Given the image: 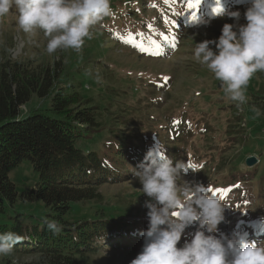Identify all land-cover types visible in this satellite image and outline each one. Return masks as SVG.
I'll list each match as a JSON object with an SVG mask.
<instances>
[{"label":"rangeland","instance_id":"rangeland-1","mask_svg":"<svg viewBox=\"0 0 264 264\" xmlns=\"http://www.w3.org/2000/svg\"><path fill=\"white\" fill-rule=\"evenodd\" d=\"M156 1L111 0L112 14L94 26L92 38L85 39L80 50L58 51L64 53L66 60L70 56L75 59L70 63L74 79L82 82L78 84L81 94L91 99L92 105H99L101 115L98 120L106 125V129L113 126L114 116L131 114L139 117L145 125L142 136L147 137V141L160 149L169 145L172 150L167 155L174 162L191 161L200 167L198 173L189 172L183 179L207 186L225 204V221L219 225V231L226 234L222 229L231 230L236 217L242 218V214H247L245 211L249 212L250 221L259 216L257 213L261 212L264 203V188H261L264 183V112L255 105L264 86V72L253 75L247 87L246 103L237 106L225 98L220 81L193 59V50L196 43L217 39L225 23H234L223 13L239 10L242 13L240 23L243 24L248 0H206L215 9L219 7L220 14L214 12L212 17L193 29L180 32L182 43L179 50L161 59L141 55L138 50L136 52L135 44H124L129 34L132 43H138L146 40L153 30L162 33L168 29L173 7L167 5V16L163 21L159 20L157 11L161 8L153 7ZM174 2L171 0L172 4ZM16 19L14 9L0 17V50L7 47L13 59L53 61L55 53L46 52L47 40L43 34H25L17 27ZM166 20L169 23H165ZM44 104L46 102L34 96L26 108L29 111ZM182 121L187 123L189 130L173 139V126L176 127L173 132L177 133ZM90 138L80 142L79 147L96 150L100 141L102 145L103 141H108L103 131ZM253 159L255 161L250 166L248 162ZM131 169L128 167L132 175ZM247 172L252 175L247 180L240 177L249 174ZM9 177L19 194L34 189L39 180L29 161L21 163ZM183 179L179 183L183 184ZM244 179L246 185L237 184ZM141 187L134 178L102 186L100 191L104 201L101 205L78 204L65 218L70 223L81 222L107 206L114 210V214L130 216L132 222L148 224L146 214L140 215L148 211L144 203L149 199L143 195ZM243 189L248 193L245 198L238 199ZM10 212L39 219L44 217L47 209L42 203L18 200ZM226 235L230 239L234 237L233 231ZM257 240L258 246L264 242V233ZM182 244L181 240L178 247ZM103 251L92 256L91 263L130 264L139 253L131 242L113 250L111 255H106L107 249ZM36 258L9 255L0 257V264H28Z\"/></svg>","mask_w":264,"mask_h":264},{"label":"trees","instance_id":"trees-1","mask_svg":"<svg viewBox=\"0 0 264 264\" xmlns=\"http://www.w3.org/2000/svg\"><path fill=\"white\" fill-rule=\"evenodd\" d=\"M181 1L172 14L191 10L184 4L188 0ZM154 6L161 8L157 11L160 20L168 9L158 0ZM9 52L5 46L0 50V233L12 231L22 237L11 255L37 257L28 264H95L91 263L92 256L105 252L104 249L108 250L106 255H111L129 242L140 252L144 241L139 232L147 229L146 223L132 222L130 216L114 214L107 206L81 222L70 223L65 217L78 204L101 205L102 186L132 180L128 167L133 172L149 149H158L168 156L172 148L159 143L160 149L147 141L142 136L145 125L131 114L114 116L113 126L106 129L98 120L99 105H92L91 99L79 90L82 82L74 79L72 56L66 60L64 53L58 51L53 61L43 63L13 59ZM262 88L255 105L264 112ZM34 96L46 104L28 111L26 107ZM174 130L173 139H177L189 128L182 121L177 133ZM101 131L108 139L103 145L100 141L96 150L79 147L80 142ZM24 161L31 163L39 180L34 189L19 194L9 175ZM247 173L240 177L247 180L252 176ZM245 179L237 184L246 185ZM242 191L238 199L248 193ZM18 200L42 203L47 213L39 219L11 213L10 208ZM246 212L242 218L250 216ZM257 214L256 218L264 217V203ZM46 220L58 221L61 232L53 235ZM181 240L184 242V237Z\"/></svg>","mask_w":264,"mask_h":264},{"label":"clouds","instance_id":"clouds-1","mask_svg":"<svg viewBox=\"0 0 264 264\" xmlns=\"http://www.w3.org/2000/svg\"><path fill=\"white\" fill-rule=\"evenodd\" d=\"M13 9L17 27L29 35L42 33L50 55L80 50L94 26L112 14L111 0H0V17ZM223 15L234 23H225L217 39L196 43L193 59L220 81L225 98L240 106L253 75L264 72V0H248L243 24L239 10ZM199 171L191 161L174 162L155 148L133 168L149 199L144 203L148 226L139 232L142 249L130 264H264V242L258 246L245 236L230 239L219 231L225 204L207 186L183 179ZM45 223L53 235L62 230L58 221ZM190 228L195 230L187 232ZM21 239L12 231L0 233V257L11 255Z\"/></svg>","mask_w":264,"mask_h":264},{"label":"snow or ice","instance_id":"snow-or-ice-1","mask_svg":"<svg viewBox=\"0 0 264 264\" xmlns=\"http://www.w3.org/2000/svg\"><path fill=\"white\" fill-rule=\"evenodd\" d=\"M201 2H202V0H188L187 7L189 9H198L200 7V5H201ZM165 3H168V0H165ZM213 11L218 13L220 11V9H219V7H217ZM165 23H169V21L166 20ZM173 26H175V25L173 24ZM149 29H150V31L152 30L151 29V25L149 26ZM158 35L165 42H169L170 37L167 34L159 33ZM132 40H133V38L131 37V34H129V38H128V40L126 42H132ZM148 43L151 45L152 48H154L156 50L154 54H156V55L161 54L160 53V49H161L162 45L155 38H149ZM136 46L142 52L148 51V48L145 47L143 41L140 42L139 44H137ZM172 46L175 47V40H174V38H172ZM164 79H165V81H167V78H164ZM210 191H212V190L210 189ZM214 194H216V193H214Z\"/></svg>","mask_w":264,"mask_h":264},{"label":"water","instance_id":"water-1","mask_svg":"<svg viewBox=\"0 0 264 264\" xmlns=\"http://www.w3.org/2000/svg\"><path fill=\"white\" fill-rule=\"evenodd\" d=\"M254 159L252 160V161H250V162H248V164L251 166L253 163H254Z\"/></svg>","mask_w":264,"mask_h":264}]
</instances>
